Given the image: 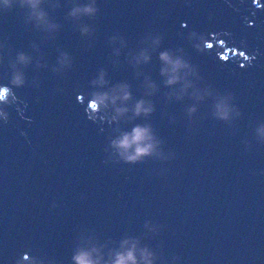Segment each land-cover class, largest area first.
I'll return each mask as SVG.
<instances>
[{
  "label": "water",
  "instance_id": "1",
  "mask_svg": "<svg viewBox=\"0 0 264 264\" xmlns=\"http://www.w3.org/2000/svg\"><path fill=\"white\" fill-rule=\"evenodd\" d=\"M9 4L0 0V86L14 71L26 85L8 122L0 118V264H75L80 251L111 264L132 245L150 264H264V8L253 0ZM192 31L213 50L197 53ZM176 48L196 67L187 88L166 87L160 74L159 52ZM118 84L154 112L91 109V93ZM136 125L151 126L154 149L126 162L113 141Z\"/></svg>",
  "mask_w": 264,
  "mask_h": 264
},
{
  "label": "clouds",
  "instance_id": "2",
  "mask_svg": "<svg viewBox=\"0 0 264 264\" xmlns=\"http://www.w3.org/2000/svg\"><path fill=\"white\" fill-rule=\"evenodd\" d=\"M27 2L35 8L38 0H27ZM5 5L8 8L11 7L9 0H5ZM253 6L255 9L261 10L264 8V2H261V0H253ZM76 11H79V9L75 10L72 14L75 15ZM95 11L96 9L93 7H85L83 9V12L86 14H93ZM42 16L43 14H39L37 18L42 19ZM183 27H186V25H183ZM162 39L161 36L156 35L154 44L160 46L162 44ZM187 39L197 53L203 54L214 48L213 44L209 42V37L204 33L192 31L189 33ZM211 39L216 40L217 37L213 36ZM220 41L225 45L224 40L221 39ZM229 49H232V52L233 49L237 50L234 47ZM239 53L244 56L248 64L252 63L254 57L250 58L244 51H240ZM158 58L164 65L160 70V74L167 77L164 81L165 86L171 87L178 83H184V87L187 88L188 84L186 83V78L188 75H194L196 73V67L185 57L184 49L176 48L174 51L171 49L160 51ZM17 59L21 64H27L29 62L28 58L23 53H20ZM142 59L147 63L150 60V56L142 54ZM220 60L224 61V58L221 57ZM243 66L242 64L241 67ZM14 67L15 65H13V68ZM95 83H99L101 86L106 84L103 71L101 72L99 80ZM25 85V75L22 72L14 71L8 77L6 84L0 86V118L3 119L5 124L9 119L7 109L15 106L19 102L15 90L23 88ZM150 87H154V85H150ZM117 102L125 106L117 107ZM89 103L91 109L96 111H99L101 106L107 108L108 105L111 104L118 116H122L130 110L127 105H131V111L135 117H147L154 112V107L150 102H146L144 99L134 100L128 84H118L109 92L91 93ZM218 109L220 118L226 119L228 109L223 105L218 106ZM88 118L91 119L92 117L88 115ZM151 131V126L149 125H136L130 133H124L120 139L113 141V146L120 152V155L125 158L126 162H136L150 155L154 149ZM141 257V260L137 259L136 247L132 245L122 252H117L111 260V264H150V260H148L146 253H141ZM73 260L75 264H100V260L94 259L92 252L88 251H80L73 257Z\"/></svg>",
  "mask_w": 264,
  "mask_h": 264
}]
</instances>
